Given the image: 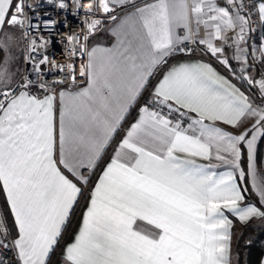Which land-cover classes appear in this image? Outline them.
Wrapping results in <instances>:
<instances>
[{"label": "snow or ice", "instance_id": "1", "mask_svg": "<svg viewBox=\"0 0 264 264\" xmlns=\"http://www.w3.org/2000/svg\"><path fill=\"white\" fill-rule=\"evenodd\" d=\"M46 3L65 19L32 24L28 0H0V33L12 40L18 29L27 44L21 74L0 39V264H50L86 191L63 264H231L229 216L264 220V35L252 36L264 30V0ZM70 3L80 31L65 36L59 63L48 49ZM102 31L111 47L92 43Z\"/></svg>", "mask_w": 264, "mask_h": 264}, {"label": "crops", "instance_id": "2", "mask_svg": "<svg viewBox=\"0 0 264 264\" xmlns=\"http://www.w3.org/2000/svg\"><path fill=\"white\" fill-rule=\"evenodd\" d=\"M138 2L142 4L145 2V0H138ZM261 35H264V30H262L258 27V41L257 42H259V38ZM4 38H6V37L0 35V39H4ZM92 43L93 44H100L104 47H111L115 43V37L110 35V33H108L107 31H102V32L97 33V35L93 39ZM184 59H187V58H178L176 60H173L171 63L172 64L180 63ZM218 66L219 65L216 66L217 70L220 71L222 74H224L218 68ZM219 67H221V66H219ZM165 71H166V69H165ZM158 79H159V76L154 77L152 79L150 88L155 86V84L158 82ZM149 92H150V89H149ZM149 92H148V95H149ZM133 105L129 109V112L126 113L125 119L123 121H121V124L117 128L116 132L113 134V137H112L110 143L106 146L104 152L102 153L101 159L98 162V166L95 169V172L97 175L93 176V178H92L93 184H94L95 179L98 177V174L100 172H102L103 168L107 165V163L110 161L111 157L114 155L116 147L119 145L120 141L125 136V134H126L128 128L130 127L131 123H133L138 118L139 108L135 111H132ZM56 121H57V128H58V122H59L58 110H57V114H56ZM258 141H259V139L257 140L256 148H257ZM243 157H244V165H242V166L246 167V163H247L246 149H245ZM257 166H258V168L264 169V138H262L261 155H260L259 164H257ZM216 170L217 171H224L226 169L221 167V168H218ZM247 187H249V189H250V187H251L250 184L247 185ZM87 202H88V197H87V191H86L85 195L80 198L79 203L75 206V209L69 218V222L66 223V225L63 228L62 238L60 239L59 246L55 249L54 254H52L50 256V264H63L64 248L69 243L73 242L75 235L79 230V227H80V224L82 221V214H83V211L87 205ZM231 248H232V240H231ZM261 261H264V254L261 256L259 264H261ZM231 264H233L232 256H231Z\"/></svg>", "mask_w": 264, "mask_h": 264}, {"label": "trees", "instance_id": "3", "mask_svg": "<svg viewBox=\"0 0 264 264\" xmlns=\"http://www.w3.org/2000/svg\"><path fill=\"white\" fill-rule=\"evenodd\" d=\"M0 35L4 36L3 33ZM2 56L3 51H0V59ZM261 144L262 138L259 139L256 148L257 164L260 160ZM242 159L244 160L243 156ZM7 211L6 198L0 191V216ZM229 218L233 220L231 248L233 264H259L264 254V220L253 219L247 225H242L234 217L229 216ZM9 224L11 225L10 216ZM249 240L252 241L251 244L248 243Z\"/></svg>", "mask_w": 264, "mask_h": 264}, {"label": "built area", "instance_id": "4", "mask_svg": "<svg viewBox=\"0 0 264 264\" xmlns=\"http://www.w3.org/2000/svg\"><path fill=\"white\" fill-rule=\"evenodd\" d=\"M28 3H30L33 8L32 9H26L25 11L27 12V14L32 17L31 19V23L32 24H37L40 21L52 18V19H57L59 21H63L65 19V13L61 10H57L53 5H49L46 3V0H28ZM48 13V16H45L44 13ZM71 12V3L69 6V10H68V15H67V20L69 21L68 23V27H64L63 23L58 25L59 28V35H55L53 37H51V39L54 41V43L49 47L48 49V55L51 56L53 53L56 54V60L59 63H63V51H64V44L63 41L65 39V36L67 35V33L69 32H79L80 28H79V19L76 17H73L70 15ZM39 16L40 20L38 21L36 19V16ZM256 26V25H254ZM15 31H18L20 34V38H21V64H22V69H21V74L24 72L25 69V64H24V60L23 57L27 54V44L25 42V40L23 39V37L21 36V33L18 29H13ZM41 35L43 36H47V32H41ZM253 36V40H255L256 42L258 41V27L255 33L252 34ZM56 41H59L60 43H56ZM249 43H252V41L250 40ZM179 58H186V57H179ZM217 66V65H216ZM79 67V63H77V68ZM218 68L225 74L227 75L226 72H224V70L218 66ZM48 79H51V77H48ZM234 83H238L236 81H233ZM239 86V85H238ZM148 96V92L143 93V98H139L138 99V103L134 104L132 107V111L137 110L140 106L143 105L145 98ZM13 254L12 253H4L5 258H9L11 257Z\"/></svg>", "mask_w": 264, "mask_h": 264}, {"label": "rangeland", "instance_id": "5", "mask_svg": "<svg viewBox=\"0 0 264 264\" xmlns=\"http://www.w3.org/2000/svg\"><path fill=\"white\" fill-rule=\"evenodd\" d=\"M13 39L8 40L7 38H4V43L8 46L9 54L14 58L11 69L13 72L19 70L21 72L22 64H21V38L18 31L13 30ZM5 53L3 52V56ZM2 56V58H3Z\"/></svg>", "mask_w": 264, "mask_h": 264}]
</instances>
